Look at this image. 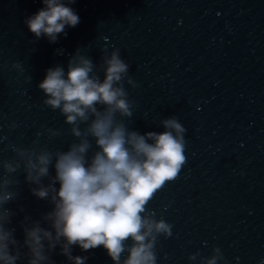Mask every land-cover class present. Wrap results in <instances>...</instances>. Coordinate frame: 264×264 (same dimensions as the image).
I'll list each match as a JSON object with an SVG mask.
<instances>
[{"label": "water", "instance_id": "water-1", "mask_svg": "<svg viewBox=\"0 0 264 264\" xmlns=\"http://www.w3.org/2000/svg\"><path fill=\"white\" fill-rule=\"evenodd\" d=\"M66 6L80 22L50 43L24 24L44 7L42 0H0V138H5L0 158H15L10 144L29 147L38 140L51 151H65L77 142L59 110L44 106L38 84L48 68L59 65L67 72L77 49L99 66L104 49L119 48L138 84L124 85L135 101L133 116L123 118L126 125L141 134L162 132L160 121L175 116L186 129V163L147 206L173 225L171 237L158 238L157 264H200L213 247L224 256L217 264H259L264 259V0H75ZM15 62L22 63V73L12 68ZM96 71L102 80L103 70ZM48 128L61 135L49 140ZM91 142L89 155L98 150ZM14 175L20 183L13 186L17 198L5 205L15 213L7 227L23 245L24 217L48 228L42 216L53 205L32 194L36 185L25 181L22 170ZM196 252L200 256L189 260ZM49 255L52 264H72L59 245ZM72 255L87 257L85 264H114L103 246L83 251L74 245ZM16 264H27V257Z\"/></svg>", "mask_w": 264, "mask_h": 264}, {"label": "clouds", "instance_id": "clouds-1", "mask_svg": "<svg viewBox=\"0 0 264 264\" xmlns=\"http://www.w3.org/2000/svg\"><path fill=\"white\" fill-rule=\"evenodd\" d=\"M74 2L42 0L44 7L26 17L24 24L37 39L45 36L56 43L58 34L67 35L66 26L76 27L80 22L75 11L66 6ZM97 67L103 70L102 80ZM12 68L24 71L20 62ZM125 83L138 87L119 48L104 49L99 66L77 49L67 72L59 65L46 70L38 84L45 97L42 102L59 110L77 142L65 151H51L38 140L29 147L6 146L15 158H0V264H16L24 256L27 264H52L49 254L57 245L72 264L87 260L72 255L74 245L83 251L103 246L114 264H157L158 238L171 237L173 225L163 217L157 219V213L147 206L186 163V129L175 116L160 121L162 132L141 134L129 128L123 118L133 116L135 101L129 99ZM82 124L86 126L81 128ZM46 132L49 140L61 135L60 129L48 128ZM92 140L98 150L89 155ZM50 167L55 169L54 176ZM21 170L25 181L36 185L32 194L53 205L42 216L48 228L41 227L40 220L24 217L23 245L14 238L15 229L7 227L15 213L5 207L18 196L13 186L20 181L14 174ZM44 178H48L47 184L42 182ZM22 247H27V253ZM199 256L196 252L188 259L195 261ZM223 260L220 248L213 247L209 257L200 258V264ZM259 264H264V259Z\"/></svg>", "mask_w": 264, "mask_h": 264}]
</instances>
